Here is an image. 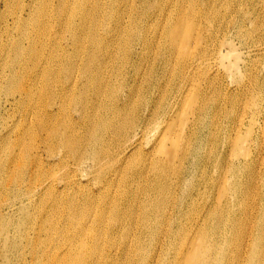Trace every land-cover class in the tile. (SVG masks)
<instances>
[{
	"label": "bare ground",
	"instance_id": "obj_1",
	"mask_svg": "<svg viewBox=\"0 0 264 264\" xmlns=\"http://www.w3.org/2000/svg\"><path fill=\"white\" fill-rule=\"evenodd\" d=\"M51 1L0 0L3 264H264V0H80L47 57Z\"/></svg>",
	"mask_w": 264,
	"mask_h": 264
},
{
	"label": "rangeland",
	"instance_id": "obj_2",
	"mask_svg": "<svg viewBox=\"0 0 264 264\" xmlns=\"http://www.w3.org/2000/svg\"><path fill=\"white\" fill-rule=\"evenodd\" d=\"M97 1H101V0H94L93 1V5H97ZM53 5V15L49 16V17H45V21L50 22L51 27H49L48 25L45 26V21H44V27L42 29L50 31V34H48L47 38H46V45H47V53L46 56L50 57L51 55V50L54 49V44L55 41H57L58 44L65 46L66 44H73L76 45V40L75 37L73 35V28L75 26H77L78 24H81L79 17L75 20V18L77 17V15L80 14V7L78 5V3H80V0H54L49 2ZM48 3V4H49ZM63 5L64 8V17L66 20V23L62 24L60 21L56 22V11L57 9ZM257 5L261 6V3L257 0ZM36 6V5H35ZM6 8L3 6V4L0 7V14L4 13L5 17H6ZM15 15L16 14V8L14 10ZM13 16L9 15L6 18L9 19V23L11 24L13 22ZM60 20V18H59ZM75 20V21H74ZM67 21L71 24H67ZM104 29V27L102 28ZM73 39H74V43H73ZM18 41V38L16 39ZM11 47L12 50H14V45H11L10 41L8 40L7 37H0V53L1 54H6L8 52V49ZM42 52V50H40ZM63 52V51H62ZM27 55V54H26ZM27 60H29V62L27 63ZM2 59L0 58V63H1ZM26 65L30 66L31 68L33 67V61L32 58H30V55L28 54V57L26 58ZM22 72V70H21ZM24 73V70H23ZM25 74V73H24ZM26 76V74H25ZM24 83V82H23ZM0 97L3 98L2 101H4V93L0 92ZM4 105V104H3ZM4 112V111H3ZM19 112L15 111L12 112V114L9 115H5L6 116V124L8 127L11 126V124H14V121H16V118L14 117L15 115H17ZM20 120V118L17 120V122ZM5 134L4 133V129L2 127V124H0V136ZM2 139L0 138V161L4 163V161H7L9 158V150H13L15 149L17 146L16 145H11L9 142H1ZM3 147V148H2ZM63 168H60L57 170V172H62ZM18 171H13L12 173H8L7 176H11L14 178V182L16 181L15 178L17 176ZM3 171H0V178L3 177ZM5 179H7L5 177ZM41 206V202L37 201V207ZM27 207H21L20 205L17 207V213L14 215L15 218L14 220L18 221L19 223H22V221H30V219L33 217L35 211H46V213H48V208L47 205H44L43 207L38 208H27ZM255 210V206H254V199H250L249 204L247 206L246 210L241 211L238 214V217H243L246 214H249L250 216H252L254 214ZM24 215L23 220H21L22 216ZM29 218V219H28ZM33 226L32 221H31V227ZM253 226V225H252ZM14 227V231L16 233H20L21 231H25V227L20 226V227ZM21 234V233H20ZM8 238V242H9V252L11 257L14 259L16 257V260L14 261L16 264H18L20 262L21 257L26 253L27 256H30L32 254V247L27 248V244L25 239L23 238L18 240L17 242H15V239H12L11 236V232H9V234L6 236ZM36 239H34L31 242H34ZM46 245L47 243L44 242V251L46 250ZM31 261V259H30ZM4 263V259H2L1 257V253H0V264Z\"/></svg>",
	"mask_w": 264,
	"mask_h": 264
}]
</instances>
